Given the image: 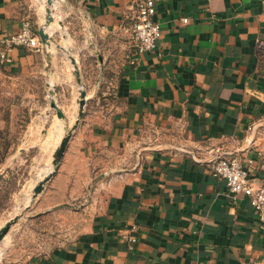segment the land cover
I'll use <instances>...</instances> for the list:
<instances>
[{
	"label": "crops",
	"instance_id": "obj_1",
	"mask_svg": "<svg viewBox=\"0 0 264 264\" xmlns=\"http://www.w3.org/2000/svg\"><path fill=\"white\" fill-rule=\"evenodd\" d=\"M65 1L86 27L78 51L90 42L102 54L95 87L106 105L71 137L36 206L76 234L21 264H264L250 199L233 200L211 173L221 157L252 160L264 187V0H155L163 36L137 61L138 0ZM39 16L35 0H0V39ZM52 45L13 50L0 81L35 70Z\"/></svg>",
	"mask_w": 264,
	"mask_h": 264
},
{
	"label": "rangeland",
	"instance_id": "obj_2",
	"mask_svg": "<svg viewBox=\"0 0 264 264\" xmlns=\"http://www.w3.org/2000/svg\"><path fill=\"white\" fill-rule=\"evenodd\" d=\"M35 1L40 15V24H34L35 29L51 24L47 9L59 29L50 35L51 55L45 53L35 70L0 81V231L8 222L19 218L1 242L2 264L16 261L21 264L57 248L64 235L76 234L69 230V218L62 219L67 220V225H59L53 219L36 214L45 187L36 198L34 190L48 175L58 172L60 165H55V153L62 139L73 136L87 116L102 111L106 105L95 87L106 75L97 67L102 54H90V42L86 43L84 52H79L74 39L76 32L86 27L71 22L66 1H54L56 6L49 5L47 0ZM81 41L85 40L81 38L80 44ZM44 50L47 45L42 51H34L42 53ZM109 61L115 66L118 58L111 52ZM83 90L87 96L81 113ZM54 102L63 111L64 118H58L52 107ZM49 182L45 186H49ZM73 208L79 211L77 223L80 225L83 215L79 203Z\"/></svg>",
	"mask_w": 264,
	"mask_h": 264
},
{
	"label": "built area",
	"instance_id": "obj_3",
	"mask_svg": "<svg viewBox=\"0 0 264 264\" xmlns=\"http://www.w3.org/2000/svg\"><path fill=\"white\" fill-rule=\"evenodd\" d=\"M54 1L58 2V0H52V6H54ZM134 12L133 24L128 33L135 50V61H137L138 57L147 52L158 51L163 32L159 23L154 19L156 15L155 0H138ZM183 21L187 23L188 19ZM38 31L32 20L26 18L21 22L19 32L3 36L0 39V65H11L14 62L11 53L15 49L27 48L42 51L45 45L42 43ZM260 47L264 48V45L260 44ZM252 163V160L243 163L237 157H221L212 164L211 173L214 177L225 182L233 200H237L240 195L250 199L259 227L264 230V187L256 188L253 185L250 174ZM129 239L134 240L133 237Z\"/></svg>",
	"mask_w": 264,
	"mask_h": 264
},
{
	"label": "water",
	"instance_id": "obj_4",
	"mask_svg": "<svg viewBox=\"0 0 264 264\" xmlns=\"http://www.w3.org/2000/svg\"><path fill=\"white\" fill-rule=\"evenodd\" d=\"M47 2H48L49 5L52 4V0H47ZM47 14H48V22L52 23L53 22V17L51 16L49 9H47ZM38 34H39L40 39H41L43 44H45L47 46L51 45V37H50L49 34H47V32L45 31L44 27L39 29ZM72 62H73V64H76V60L74 58H72ZM76 75H77V78H78V82L81 83V79H80L79 73H76ZM86 96H87V92L85 90H83L81 92V100H80L81 113H83V108H84L85 103H86ZM52 107L57 111V115H58L59 119H62V118L65 117L63 111H61L59 109V107L57 106V104L55 102L52 103ZM71 137H72L71 135H68L65 138H63L59 148L56 150V153H55V165L56 166L60 165V163H61V161H62V159L64 157V154L66 152V149H67V146H68V143H69ZM56 173H57V171L52 172V174L48 175L43 181H41L38 184V186H36V188L34 190V198H36L41 192H43L45 184L49 180H51V178L53 176H55ZM18 219L19 218L13 219L12 221L8 222L4 228H2V230L0 231V245H1V242L3 241L4 237L6 236V234L10 231L11 225L13 223H16ZM0 264H2L1 261H0Z\"/></svg>",
	"mask_w": 264,
	"mask_h": 264
},
{
	"label": "bare ground",
	"instance_id": "obj_5",
	"mask_svg": "<svg viewBox=\"0 0 264 264\" xmlns=\"http://www.w3.org/2000/svg\"><path fill=\"white\" fill-rule=\"evenodd\" d=\"M55 3H54V6L57 5ZM44 28H45V31L47 32V34L51 35V34H54L59 29V25L56 22H53L48 27H44ZM1 254H2V252L0 251V258H1Z\"/></svg>",
	"mask_w": 264,
	"mask_h": 264
}]
</instances>
